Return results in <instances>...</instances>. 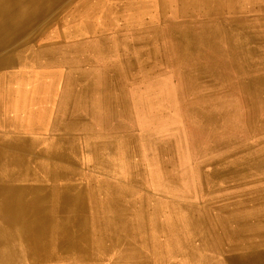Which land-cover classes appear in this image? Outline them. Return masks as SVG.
I'll return each instance as SVG.
<instances>
[{
	"label": "rangeland",
	"instance_id": "obj_1",
	"mask_svg": "<svg viewBox=\"0 0 264 264\" xmlns=\"http://www.w3.org/2000/svg\"><path fill=\"white\" fill-rule=\"evenodd\" d=\"M139 2L141 6L137 9L131 7L119 11L117 18L109 26L100 22L97 30L90 33L94 34L91 37H111V43L99 45L93 54L85 53L72 74L73 71L84 73V83L92 84L95 90L89 101L91 105L99 106L103 113L107 98L104 89L105 75L112 70L120 73L119 79L114 81V87L118 91L113 94V100L127 101L130 109L135 112L133 131L135 129L139 136L137 139L156 132L161 141L173 144L174 151L162 156L163 163L172 169V182L168 181L170 179L163 172L153 167L151 154L143 152L149 151L145 148L147 144L142 147L143 140H138L141 152L135 153L131 160L133 164H140L143 171L134 177L138 182H123L122 185L114 182L115 186L112 187L113 190H118L115 194L122 197L125 214L117 215V224L114 226L101 222L104 215L100 216L98 222L97 213L110 210V199L105 189L101 191L99 209L95 208L90 213V221L95 222L92 234L101 237V241H93L100 248L96 251L92 264H142L141 261L143 264H227V255L219 248L213 232L223 227L225 222L227 226L231 225L227 222L229 215L247 214L249 218H254V226L261 224L264 228V163L260 164L257 152L258 149H264V146L258 147L259 137L243 133L245 121L251 113L264 121V96L260 97L264 92L261 88L264 85V0ZM130 3L131 1L129 5ZM68 18L70 22L69 15H64L59 23L49 26L29 47L26 56L32 58L21 63V73L17 72L25 76V79L22 76L24 81L19 89L14 87L19 78L11 81L4 79V82L8 81L5 88L10 91L8 95L5 94L1 104H8L10 98L15 101L18 92L22 91L25 99L23 103L27 109L30 107L25 111L32 113V119L39 120L40 127L52 126L61 88L68 80V71H71L68 70L67 63L45 69V62L39 55L48 40H52V44L53 41L55 44L59 43L61 47L69 45L71 38H63L66 31V35H70ZM98 18L102 20L103 15H98ZM76 34L72 33L70 36ZM90 34H86L84 40L89 41ZM145 34L159 38H150L147 42L136 41V36ZM180 34L184 39L188 35L192 36V40L182 41L177 38ZM129 45L136 47L130 48ZM155 53L156 57L151 56ZM127 58H132V65L126 66ZM252 78L260 82L253 90L248 87ZM60 80L61 86L54 88L53 82ZM206 84L209 85L205 86ZM124 86L125 92H120ZM27 112L23 114L25 117L21 121L28 120ZM91 121L89 126H97L99 119ZM11 124L16 125L14 120ZM3 126L4 123L0 124L1 128ZM106 131L105 128L96 130L99 134ZM237 164H254L256 167L250 169L249 165L244 172H232L223 180L210 178L216 170L231 168ZM80 174L78 180L81 182L83 180L86 183L84 179L93 185L106 182L103 183L104 187L109 182L101 178L99 181L93 175L87 178ZM131 175L129 173L128 177ZM164 183H167L165 187ZM172 188L175 189L170 190Z\"/></svg>",
	"mask_w": 264,
	"mask_h": 264
},
{
	"label": "bare ground",
	"instance_id": "obj_2",
	"mask_svg": "<svg viewBox=\"0 0 264 264\" xmlns=\"http://www.w3.org/2000/svg\"><path fill=\"white\" fill-rule=\"evenodd\" d=\"M140 3L139 0H0V124L4 123V128L0 127V264H92L96 251L100 248L97 244L95 246L93 241L94 239L101 241V237H95L92 234V226L95 222L90 221L92 216L90 213L95 208L99 209L102 201L101 191L105 189L108 191L107 195L110 199V210H105V213L102 214L98 212L96 215L98 222H100V216L104 215L105 218L101 222L107 226H114L117 224V215L122 214L123 216L125 214V204L122 202V197L116 195L115 191L118 190H113L112 187L115 186L114 182L118 184L138 182L134 177L142 171L141 165L133 164L131 160H133L135 153L141 152L140 144L137 145L140 139L143 140L141 142L142 147L147 144L145 148L149 151L143 150V152L151 154L153 167L163 172L170 179L168 181L172 182L170 175L172 169L163 163L162 156L167 152L174 151L173 144L161 141L156 132L142 135V138L137 139L139 136L135 129L133 131L135 112L130 109L127 101L113 100V94L118 91L114 87V81L119 79L120 73L117 70H112L105 75L104 89L107 98L103 113H101L99 106L91 105L89 101L95 90L92 84L84 83L85 80L82 78L84 73L73 71L72 74V70L80 63L85 53L93 54L99 45L111 43V37L104 38L98 35L91 37L94 34L90 33L95 32V29L97 30L100 22L102 21V25L109 26L117 18L119 11L122 12L131 7L137 9L141 6ZM64 15H69L71 18L70 22L69 18L67 19L69 22L68 32L70 35L77 33L78 37L76 35L68 36L66 31L63 38H71H68L72 40L69 45L61 47L59 43L55 44L53 41L52 44V40H48L45 46H42L43 49L39 56L45 62L43 68H55L58 64L62 66L67 63V68L71 72L68 71V80L63 84V88L60 87L61 95L57 100L58 108L52 118V126L40 127L38 126L39 120L32 119V113L27 112L30 107L28 109L25 107L22 91L18 92L15 101L10 98L8 104H1L3 103L2 100L5 99V94L8 95L10 91V89L5 88L8 81L4 82V79L11 81L19 78L14 87L20 88L25 76L19 75L17 72L21 73V63L32 58L29 55L26 56L29 47L35 43L38 36L43 35L48 30L49 26L59 23ZM98 15H103L102 20L98 18ZM83 32L90 34L91 39L89 41L84 40L86 34ZM191 37L188 35L186 38L191 39ZM136 38L137 42H147L150 38L159 37L145 34L136 36ZM177 38L182 41H189L184 39L185 37L183 38L181 34ZM129 46L130 48L136 47ZM156 55L157 53L151 54L155 57ZM131 59H126V66L132 65ZM116 67L118 66L116 65ZM200 70L198 71L200 72ZM211 70L213 69L211 68ZM212 76L214 77V74ZM258 83H260L258 79L252 78L248 85L249 89L253 90ZM61 84V80L53 82L54 88L61 86ZM261 88L264 90V85ZM125 90L126 87L124 86L120 92H125ZM257 93L260 94V92ZM262 96H264V92L260 95V97ZM32 109L30 111H33ZM25 112L28 113V120L21 121L20 119L25 117L23 115ZM10 119H13L16 125L12 126L13 120ZM92 119H99L97 126H89V121ZM97 127L107 129L106 133H97ZM243 129L244 135L250 134L260 138L258 147L264 146V121L257 119L251 113L248 115ZM81 132L83 134H79ZM80 137H82L81 141ZM257 152L260 164H263L264 149H258ZM249 165L237 164L231 168L224 167L222 170H216L210 178L223 180L227 174L232 172H244L245 167L250 169L256 167L254 164ZM80 173L87 178L93 175L99 178V181L101 178V180L109 182L105 185L106 187L103 186V183L106 182H99L97 185L91 184L86 179H84L86 183L83 180L81 182L78 180ZM129 173L130 175L134 174L128 177ZM167 183L172 185V183ZM167 183H164L163 186L165 187ZM173 189L175 188L170 190ZM249 217L247 214L233 213L227 217V222L231 223L230 226H227L225 222L223 227L221 226L217 230L214 228L216 230L213 232L214 238L217 239L219 248L227 255V264H264V228L261 224L258 227L254 226V218ZM125 223L127 224L126 221ZM114 252L116 251L114 250ZM141 263L143 264V261Z\"/></svg>",
	"mask_w": 264,
	"mask_h": 264
}]
</instances>
